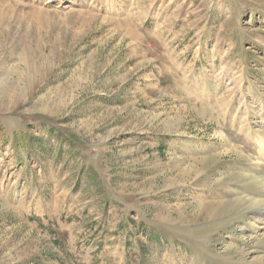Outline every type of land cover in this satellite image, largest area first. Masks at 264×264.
<instances>
[{
	"label": "rangeland",
	"instance_id": "374dc122",
	"mask_svg": "<svg viewBox=\"0 0 264 264\" xmlns=\"http://www.w3.org/2000/svg\"><path fill=\"white\" fill-rule=\"evenodd\" d=\"M0 264H264V0H0Z\"/></svg>",
	"mask_w": 264,
	"mask_h": 264
}]
</instances>
